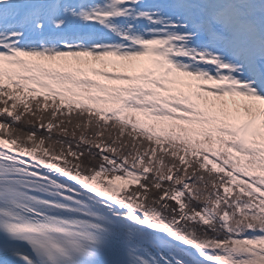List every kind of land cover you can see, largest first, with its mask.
I'll use <instances>...</instances> for the list:
<instances>
[{
    "label": "snow or ice",
    "instance_id": "snow-or-ice-1",
    "mask_svg": "<svg viewBox=\"0 0 264 264\" xmlns=\"http://www.w3.org/2000/svg\"><path fill=\"white\" fill-rule=\"evenodd\" d=\"M0 264H264V0H0Z\"/></svg>",
    "mask_w": 264,
    "mask_h": 264
}]
</instances>
